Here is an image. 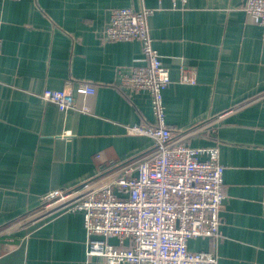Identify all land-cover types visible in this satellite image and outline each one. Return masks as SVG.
<instances>
[{
	"label": "crops",
	"instance_id": "obj_1",
	"mask_svg": "<svg viewBox=\"0 0 264 264\" xmlns=\"http://www.w3.org/2000/svg\"><path fill=\"white\" fill-rule=\"evenodd\" d=\"M244 2L0 0V264H106L87 255L83 213H45L42 197L153 148L150 137L126 131L155 114L149 92L122 84L145 63L142 44L103 37L115 7L155 10L150 33L172 80L166 121L191 146L220 147L224 238H191L189 248L216 251L219 264H264V26ZM182 66L195 71V84L180 82ZM68 80L95 84L94 94L74 91L89 113L41 97Z\"/></svg>",
	"mask_w": 264,
	"mask_h": 264
},
{
	"label": "built area",
	"instance_id": "obj_2",
	"mask_svg": "<svg viewBox=\"0 0 264 264\" xmlns=\"http://www.w3.org/2000/svg\"><path fill=\"white\" fill-rule=\"evenodd\" d=\"M171 1L174 7L184 8L188 0ZM243 7L264 26V0H245ZM154 11L115 7L103 31L104 39L142 44L145 63L133 66L122 84L151 94L155 121L125 127L128 134L150 137L153 148L100 179L88 180L73 190L48 192L42 197L43 210L82 212L87 255L102 257L106 264H219L216 251L190 249L188 241L224 238L225 166L219 145L191 146L174 135L166 121L164 91L172 80L150 33L149 18ZM2 44L0 38V53ZM179 80L195 84V71L182 66ZM74 91L91 95L96 86L80 82L74 88L68 80L61 89L44 88L41 97L63 112L89 113V106L80 104ZM110 238L119 243H111Z\"/></svg>",
	"mask_w": 264,
	"mask_h": 264
}]
</instances>
